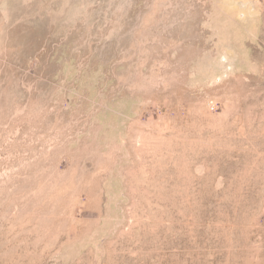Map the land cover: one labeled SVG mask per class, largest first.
I'll return each mask as SVG.
<instances>
[{
    "label": "rangeland",
    "instance_id": "obj_1",
    "mask_svg": "<svg viewBox=\"0 0 264 264\" xmlns=\"http://www.w3.org/2000/svg\"><path fill=\"white\" fill-rule=\"evenodd\" d=\"M0 264H264V0H0Z\"/></svg>",
    "mask_w": 264,
    "mask_h": 264
}]
</instances>
